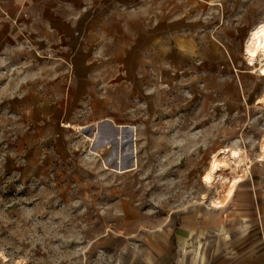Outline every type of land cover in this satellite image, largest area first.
I'll list each match as a JSON object with an SVG mask.
<instances>
[{
	"label": "rangeland",
	"instance_id": "374dc122",
	"mask_svg": "<svg viewBox=\"0 0 264 264\" xmlns=\"http://www.w3.org/2000/svg\"><path fill=\"white\" fill-rule=\"evenodd\" d=\"M100 7L0 54V264H173L182 220L224 235L230 199L201 180L218 151L249 166L234 201L264 207V78L242 51L264 0Z\"/></svg>",
	"mask_w": 264,
	"mask_h": 264
},
{
	"label": "crops",
	"instance_id": "0c3cea01",
	"mask_svg": "<svg viewBox=\"0 0 264 264\" xmlns=\"http://www.w3.org/2000/svg\"><path fill=\"white\" fill-rule=\"evenodd\" d=\"M118 1L0 0V54L32 38L35 29L61 35L88 30L90 18L100 17L101 3ZM91 2L98 3L97 14ZM235 194L223 208L222 237L201 234L206 224L198 219L182 220L172 229L169 238L179 250L173 264H264V207L234 201Z\"/></svg>",
	"mask_w": 264,
	"mask_h": 264
},
{
	"label": "bare ground",
	"instance_id": "6f19581e",
	"mask_svg": "<svg viewBox=\"0 0 264 264\" xmlns=\"http://www.w3.org/2000/svg\"><path fill=\"white\" fill-rule=\"evenodd\" d=\"M242 51L246 65L256 64L257 74L264 76V22L255 24L246 34ZM252 63V64H251ZM255 105L264 109V98L256 100ZM259 160H264V137L259 146ZM241 153L233 151L227 160L221 151L210 157L207 169L202 176V183L208 187H214V194L210 201V207L220 209L231 197L236 185L241 181L240 177L246 172L249 166L241 164Z\"/></svg>",
	"mask_w": 264,
	"mask_h": 264
},
{
	"label": "water",
	"instance_id": "95a60500",
	"mask_svg": "<svg viewBox=\"0 0 264 264\" xmlns=\"http://www.w3.org/2000/svg\"><path fill=\"white\" fill-rule=\"evenodd\" d=\"M102 127V130H101V132H102V134H107V135H109L108 133V129L105 127V126H101ZM117 128V127H116ZM110 136V135H109Z\"/></svg>",
	"mask_w": 264,
	"mask_h": 264
},
{
	"label": "built area",
	"instance_id": "2783aa9c",
	"mask_svg": "<svg viewBox=\"0 0 264 264\" xmlns=\"http://www.w3.org/2000/svg\"><path fill=\"white\" fill-rule=\"evenodd\" d=\"M263 78H264V76H263Z\"/></svg>",
	"mask_w": 264,
	"mask_h": 264
}]
</instances>
